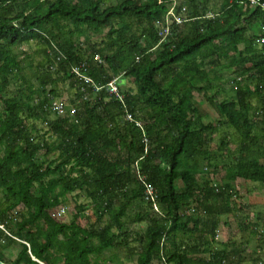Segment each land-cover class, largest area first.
Masks as SVG:
<instances>
[{"label":"trees","instance_id":"1","mask_svg":"<svg viewBox=\"0 0 264 264\" xmlns=\"http://www.w3.org/2000/svg\"><path fill=\"white\" fill-rule=\"evenodd\" d=\"M173 2L0 0V261L117 264L122 253L134 264H248L247 235L263 231L264 242V214L249 220L236 188L238 179L264 185V0H181L182 22L165 34ZM89 31H105L90 51ZM31 41L44 54L37 84L18 50ZM82 62L96 85L117 77L123 100L92 85L84 98L72 71ZM230 68L241 76L227 95L221 72ZM66 81L75 113L65 103L58 116L51 104ZM194 92L218 118L206 120ZM44 148L57 156L47 161ZM69 202L65 220L57 207ZM230 215L240 241L218 239Z\"/></svg>","mask_w":264,"mask_h":264},{"label":"rangeland","instance_id":"2","mask_svg":"<svg viewBox=\"0 0 264 264\" xmlns=\"http://www.w3.org/2000/svg\"><path fill=\"white\" fill-rule=\"evenodd\" d=\"M180 1L181 0H177V3ZM112 3H116V0H112ZM212 9H216V7L213 6ZM104 34L105 31H101L97 33L89 31L87 33V36H85V38L87 39L86 41L87 43L84 45V47L88 49L89 46L94 45V43L100 42L104 38ZM85 38L84 36L81 37L80 41H84ZM41 48H42L41 45L38 44L36 41H31L30 43L18 49L19 51H24L29 55V57L25 59L24 72L26 78H28V80L34 84L38 83L35 79V74H34L36 70V66L39 62L44 60V54ZM221 74L222 77H224V80H226L224 84V88H226V91H228L227 95H230L229 93L230 84L228 81L240 77L241 72H236L234 68H230L229 70L222 71ZM17 83L18 81L14 80L9 85L10 90H13ZM125 88H131L133 90L135 89V85L131 78H128L126 80ZM58 92H59V96L56 98V100L64 101L67 104V106L71 108L73 106L72 105L73 100H76L77 98L76 88L71 87L69 81L61 82L58 85ZM194 99L196 104H198L201 110L206 114V120L218 118V115L216 114L213 107L209 105V103L203 98L201 93L194 92ZM64 114H66V110ZM37 125L40 130V133H43L45 131V124L37 122ZM46 137L49 138V140L51 141L55 139L54 137H49V136ZM233 145L234 146L232 147V150H234L238 146L237 144H233ZM57 153H58L57 151L55 152L53 151L50 154H47L45 148L40 151L41 157H44L47 161L54 159L57 156ZM236 188L238 190L237 202L243 204L244 206L249 205V209H247L246 211L249 214L248 216L249 220L255 221L256 213L264 214V185L238 179L236 181ZM78 201L83 202L87 206V209L84 214L91 215L93 210H92V205L89 203L88 199L81 197L78 199ZM57 211L59 215H63L65 220H69L70 218H72L75 212V206L70 202L68 204L64 203L57 207ZM94 219L95 217L92 215L90 221L91 220L93 221ZM224 219H226L229 224L228 225L223 224V226L220 227L218 239L219 240L237 239L240 241L243 232H241L239 228V224H238L239 218L230 215L228 217H225ZM261 234H263V231H261V233H258L256 235H247L249 246H248L247 254L245 255L244 259H246V263L248 264L253 261L255 256H259V259L264 260V242L261 243L262 245L259 243L261 239L260 237ZM259 246H261V248H259ZM18 250H19V246H11L9 249L5 250V253L8 257L14 258ZM110 253L111 251L105 252L106 255H109ZM120 255L121 258L123 259V262L117 264H134V261H127L126 259L124 260L122 253ZM153 264H159V261L155 259L153 261Z\"/></svg>","mask_w":264,"mask_h":264},{"label":"built area","instance_id":"3","mask_svg":"<svg viewBox=\"0 0 264 264\" xmlns=\"http://www.w3.org/2000/svg\"><path fill=\"white\" fill-rule=\"evenodd\" d=\"M177 4V0H174V2L170 5L169 10L166 13V26L164 27L163 31L164 33H169V24L173 21L176 20L177 23H181L182 19L176 14L175 11V6ZM264 29V28H263ZM259 43L262 45L264 44V36L260 37L259 39ZM86 65L85 62H82L80 64H77L73 67L72 71L75 72L79 78H81L83 80V82L87 85H82L81 86V91L84 94V98H87V88L88 86L92 85L93 89L96 92H99L100 90H102L103 88L110 94V95H114L116 96L119 100H123L124 98V94L120 91L118 84H117V80L118 78H114L112 79L109 83H107L106 85H96L93 83L92 79L87 76L86 74H83L81 72L82 68ZM51 109L56 112L58 115H63L64 116V112L66 110V104L64 101L62 100H54L51 104ZM72 112L75 113V108L72 107ZM126 117L128 119H133V116L131 113L127 112L126 113ZM143 178V177H142ZM144 186H145V198L147 200H150L152 202H154V208L155 210H159L158 207L155 205V200L157 198V192L154 188V186L146 181H144ZM261 261L258 262V264H260ZM223 264H229L227 261L223 260L222 261Z\"/></svg>","mask_w":264,"mask_h":264},{"label":"crops","instance_id":"4","mask_svg":"<svg viewBox=\"0 0 264 264\" xmlns=\"http://www.w3.org/2000/svg\"><path fill=\"white\" fill-rule=\"evenodd\" d=\"M245 246H247V247H248V246H249V244L247 243V244H245ZM247 251H248V249H247ZM246 253H247V252H246Z\"/></svg>","mask_w":264,"mask_h":264},{"label":"water","instance_id":"5","mask_svg":"<svg viewBox=\"0 0 264 264\" xmlns=\"http://www.w3.org/2000/svg\"><path fill=\"white\" fill-rule=\"evenodd\" d=\"M0 264H5L4 262L0 261Z\"/></svg>","mask_w":264,"mask_h":264}]
</instances>
